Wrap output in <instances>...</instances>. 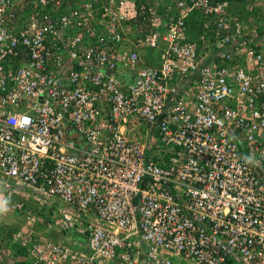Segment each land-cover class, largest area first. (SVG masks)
Listing matches in <instances>:
<instances>
[{
  "label": "built area",
  "instance_id": "2783aa9c",
  "mask_svg": "<svg viewBox=\"0 0 264 264\" xmlns=\"http://www.w3.org/2000/svg\"><path fill=\"white\" fill-rule=\"evenodd\" d=\"M243 2L0 0V206L24 220L0 264H264V0Z\"/></svg>",
  "mask_w": 264,
  "mask_h": 264
},
{
  "label": "trees",
  "instance_id": "16d2710c",
  "mask_svg": "<svg viewBox=\"0 0 264 264\" xmlns=\"http://www.w3.org/2000/svg\"><path fill=\"white\" fill-rule=\"evenodd\" d=\"M230 1H234L235 3H236V5H239V6H241V8H243V4H244V2L241 4L240 2L241 1H246V0H230ZM240 8V11H239V14H240V12H242L243 11V9H241ZM240 18H243L244 17V15L242 14V15H240L239 16ZM194 18V17H193ZM197 22H198V18H196L195 17V21L194 22H192L191 23V26L193 27V28H195L196 27V24H197ZM154 150H156V149H154ZM155 157H157L156 155H154ZM163 158H164V160H166L167 159V155H164L163 156ZM16 195V198H19V196H18V194L16 193L15 194ZM15 198V196L12 198V200H15L16 199ZM27 205H28V203H27ZM34 210H37V213L39 214V215H42V222H46V221H53L54 220V213H53V210L51 209V208H38L37 206H35L34 205ZM15 210V209H14ZM47 213V214H46ZM9 226H4V225H1V227H0V229L2 230V231H4L7 235L9 234V232L11 231V230H14L15 228H8ZM72 236H74V234L72 235ZM75 237V236H74ZM13 250H14V253L16 254V255H18V257H19V259L16 261V263L15 264H28V262H27V260H25V258H26V256H27V251H26V248H24V247H21V246H19V245H13Z\"/></svg>",
  "mask_w": 264,
  "mask_h": 264
},
{
  "label": "crops",
  "instance_id": "0c3cea01",
  "mask_svg": "<svg viewBox=\"0 0 264 264\" xmlns=\"http://www.w3.org/2000/svg\"><path fill=\"white\" fill-rule=\"evenodd\" d=\"M123 78H127L128 79V75L127 73L123 74L122 75ZM142 129V128H141ZM11 183V181H9ZM12 185V184H10ZM10 206H8V204L6 203V206L3 204L2 206H0V225H4V226H9L8 228H21L23 227L24 225V220L21 219V216L19 217H16L14 214L10 213L9 211V208ZM9 215H8V214ZM4 216H2V215ZM47 214V213H46ZM39 215V214H38ZM40 216V221L38 220L37 222H42V215H39ZM18 219H16V218ZM11 219V221H8V220H5V219ZM43 225L42 224H39V225H34L33 226V230L38 233L39 235L43 236V237H51V238H54V239H57L58 237H60V233L59 231L57 230V226H55L54 228H52L51 230H48V231H44L42 229Z\"/></svg>",
  "mask_w": 264,
  "mask_h": 264
},
{
  "label": "clouds",
  "instance_id": "9594fccd",
  "mask_svg": "<svg viewBox=\"0 0 264 264\" xmlns=\"http://www.w3.org/2000/svg\"><path fill=\"white\" fill-rule=\"evenodd\" d=\"M230 1V0H229ZM230 2H232V1H230ZM235 5V7H236V3L233 1V6ZM238 6V5H237ZM240 8H241V6H239ZM234 8V7H233ZM232 8V12H234V13H237L234 9ZM236 15V14H235ZM197 18H198V20H199V17L197 16ZM191 19H189V20H187V22H186V30L188 29V30H193V27L191 26ZM147 57V59H151V61L152 62H154V63H156L157 62V58L159 57V52H156V51H154V52H152V53H150V55L149 56H146ZM6 201L4 202V205L6 206Z\"/></svg>",
  "mask_w": 264,
  "mask_h": 264
},
{
  "label": "rangeland",
  "instance_id": "374dc122",
  "mask_svg": "<svg viewBox=\"0 0 264 264\" xmlns=\"http://www.w3.org/2000/svg\"><path fill=\"white\" fill-rule=\"evenodd\" d=\"M152 52H153L152 50H151V51L146 50L145 53H146L147 56H149L150 53H152ZM10 181H12V180H10ZM11 184H12L13 186L17 187V186H16V183L11 182ZM15 198H16V195H15ZM8 209L10 210V211H9L10 213L14 214L16 217H18V216L20 217V216H21V219L23 220V215H22L21 212H19V211H17V210H14V209H10V207H9ZM7 214H8V213H7ZM1 215H2V214H1ZM8 215H9V214H8ZM17 215H18V216H17ZM2 216H3V215H2ZM3 217H4V216H3ZM16 217H15V218H16ZM19 217H18V218H19ZM18 218H16V219H18ZM5 220L11 221V219H8V218L5 219Z\"/></svg>",
  "mask_w": 264,
  "mask_h": 264
}]
</instances>
